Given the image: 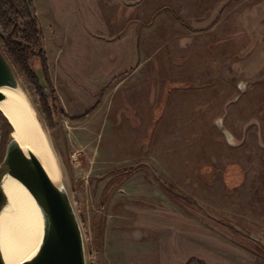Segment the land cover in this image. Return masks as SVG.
Instances as JSON below:
<instances>
[{"label": "rangeland", "instance_id": "rangeland-1", "mask_svg": "<svg viewBox=\"0 0 264 264\" xmlns=\"http://www.w3.org/2000/svg\"><path fill=\"white\" fill-rule=\"evenodd\" d=\"M32 1L48 81L11 66L87 264H264V0Z\"/></svg>", "mask_w": 264, "mask_h": 264}, {"label": "water", "instance_id": "water-1", "mask_svg": "<svg viewBox=\"0 0 264 264\" xmlns=\"http://www.w3.org/2000/svg\"><path fill=\"white\" fill-rule=\"evenodd\" d=\"M0 87L21 90L25 94L15 71L1 50ZM5 99V95L0 92V101ZM30 106L33 109L31 104ZM33 118L47 138L34 109ZM9 123L11 124L10 121ZM12 131L9 132L5 152L0 161V214L8 203L2 181L17 182L25 187L33 198L42 225L36 252L21 264H87L83 231L67 186L63 181H53L33 151L24 149ZM47 142L51 149L48 139ZM0 264H6L1 243Z\"/></svg>", "mask_w": 264, "mask_h": 264}, {"label": "bare ground", "instance_id": "bare-ground-1", "mask_svg": "<svg viewBox=\"0 0 264 264\" xmlns=\"http://www.w3.org/2000/svg\"><path fill=\"white\" fill-rule=\"evenodd\" d=\"M6 99L0 111L13 126V136L21 146L29 148L40 160L53 181L57 168L47 138L33 118V109L21 90L0 87ZM8 203L0 214V243L6 264H21L37 250L42 234L38 208L25 187L13 181H2Z\"/></svg>", "mask_w": 264, "mask_h": 264}, {"label": "trees", "instance_id": "trees-1", "mask_svg": "<svg viewBox=\"0 0 264 264\" xmlns=\"http://www.w3.org/2000/svg\"><path fill=\"white\" fill-rule=\"evenodd\" d=\"M0 50L11 65L23 74L37 90V80L31 72L28 62L33 57L38 58L48 81V61L44 49L43 31L32 0H0ZM51 91L53 102L57 106L58 99L53 87ZM42 103L47 118L50 120L51 115L44 97H42ZM98 104L99 101L85 113L70 119H81L87 116ZM59 112L64 114L61 108H59ZM0 118L8 132L12 131L13 127L1 111Z\"/></svg>", "mask_w": 264, "mask_h": 264}, {"label": "crops", "instance_id": "crops-1", "mask_svg": "<svg viewBox=\"0 0 264 264\" xmlns=\"http://www.w3.org/2000/svg\"><path fill=\"white\" fill-rule=\"evenodd\" d=\"M47 61H48V60H47ZM117 259H118V258H117ZM119 260L122 261L121 264H127V262H126L127 260H123V258H120V256H119Z\"/></svg>", "mask_w": 264, "mask_h": 264}]
</instances>
